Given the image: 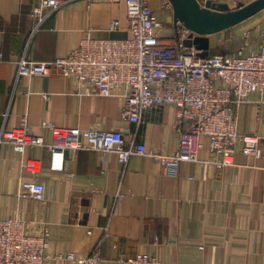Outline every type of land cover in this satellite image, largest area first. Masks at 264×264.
Wrapping results in <instances>:
<instances>
[{"label":"crops","instance_id":"1","mask_svg":"<svg viewBox=\"0 0 264 264\" xmlns=\"http://www.w3.org/2000/svg\"><path fill=\"white\" fill-rule=\"evenodd\" d=\"M206 0H200L204 3ZM255 0H212L235 9ZM168 0H148L164 23L163 35L175 32ZM39 0H0V133L19 125L26 114L29 131L51 133L43 122L58 127L125 130L127 140L141 141L150 152L172 154L178 145L174 109H147L141 124L123 120L122 98L88 96L81 85L58 74L18 77L22 56L35 61L65 57L88 36L123 39L131 36L125 0H69L38 25L32 16ZM115 30H109L112 21ZM183 25V24H179ZM264 9L234 26L210 35L211 50L221 41L245 33L254 50L263 41ZM215 35H219L218 38ZM30 92L29 95L26 93ZM238 131L264 135V108L255 103L238 110ZM198 162H184L177 176L150 155H132L124 165L116 153L67 150L65 170L50 169L47 147L17 151L0 145V217L21 218L37 233L50 229L47 254L73 252L84 258L97 246L100 264L148 253L170 264H264L263 160L236 154L235 164L219 170L204 163L210 157L209 139ZM29 158L41 161L35 174L25 171ZM40 182L45 200L19 196L21 184ZM48 264H76L51 259Z\"/></svg>","mask_w":264,"mask_h":264},{"label":"built area","instance_id":"2","mask_svg":"<svg viewBox=\"0 0 264 264\" xmlns=\"http://www.w3.org/2000/svg\"><path fill=\"white\" fill-rule=\"evenodd\" d=\"M69 0H39L32 16L41 25L53 12ZM128 38H83L69 55L50 61H35L22 56L18 61V77L51 76L58 74L75 80L88 96L122 98L123 120L143 122L147 109L169 105L174 109L178 145L170 155L150 152L141 141L127 140L125 130H104L58 127L43 122L42 129L51 133L48 142L43 134L29 131L26 114L21 123L10 130L2 129L0 145L11 143L19 152L27 147H47L49 166L53 171L65 170L67 150H93L104 155L116 153L126 164L132 155H150L161 163L169 176H177L182 163L199 160L203 147L201 136L209 139L210 157L204 163L219 170L235 164L236 154L262 159L264 170V135L243 134L238 131V110L243 104L255 103L264 108V29L262 43L254 50L249 33L242 45L233 52L201 56L195 46L187 47L183 40L190 30L178 25L174 34L163 35L164 23L151 8L148 0H125ZM167 7L171 3H165ZM114 20L109 30H115ZM3 53L0 52V58ZM27 95L30 92L26 93ZM25 171L35 174L41 161L29 158ZM19 196L35 201L45 200V187L36 181L21 184ZM21 218L0 217V264H48L49 260L76 264H100L97 246L87 257L73 252L47 254L50 229L43 223L35 233ZM122 264H170L158 257L139 253L121 259Z\"/></svg>","mask_w":264,"mask_h":264},{"label":"water","instance_id":"3","mask_svg":"<svg viewBox=\"0 0 264 264\" xmlns=\"http://www.w3.org/2000/svg\"><path fill=\"white\" fill-rule=\"evenodd\" d=\"M174 14L175 28L183 24L190 30L183 44L195 46L201 56L211 52L210 35L225 30L264 9V0H255L244 6L231 9L226 3L206 0H168Z\"/></svg>","mask_w":264,"mask_h":264},{"label":"rangeland","instance_id":"4","mask_svg":"<svg viewBox=\"0 0 264 264\" xmlns=\"http://www.w3.org/2000/svg\"><path fill=\"white\" fill-rule=\"evenodd\" d=\"M219 35H215V37L218 38ZM237 40V39H236ZM236 40H228L225 39L221 42H219L213 49L214 54H219V53H225L229 52L231 50L236 49V47L239 45V43ZM239 47V46H238Z\"/></svg>","mask_w":264,"mask_h":264},{"label":"trees","instance_id":"5","mask_svg":"<svg viewBox=\"0 0 264 264\" xmlns=\"http://www.w3.org/2000/svg\"><path fill=\"white\" fill-rule=\"evenodd\" d=\"M238 48H239V47L237 46L236 49L231 50V51H229V52H233V51L237 50ZM212 51H213V50H211V53H213ZM213 54H214V53H213Z\"/></svg>","mask_w":264,"mask_h":264}]
</instances>
